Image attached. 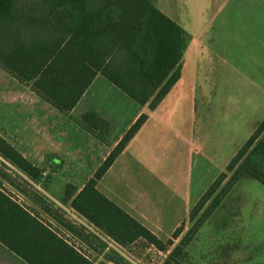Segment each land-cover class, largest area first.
<instances>
[{
	"label": "rangeland",
	"instance_id": "rangeland-1",
	"mask_svg": "<svg viewBox=\"0 0 264 264\" xmlns=\"http://www.w3.org/2000/svg\"><path fill=\"white\" fill-rule=\"evenodd\" d=\"M151 1L164 13L184 22L188 21V10L206 8L212 17L209 38L196 52L184 50L179 79L154 109L147 104L138 107L102 79L92 84L78 109L100 111L104 124L99 133L110 142L123 135L137 110L147 116L154 114L136 140L137 152L125 159V176H121L123 168L118 169V176L109 177L98 188L125 208V204L141 208L146 200L157 202L166 214L157 232L161 240L170 237L173 221L180 219L183 231L165 251L140 243L122 247L71 209L69 201L64 200L65 188L70 185L79 189L89 177L90 162L75 155L68 140L56 137L61 116L0 70V134L29 153L35 164L40 163L44 148L67 154L59 173L46 171L36 180L26 178L0 157V169L10 177V181L0 178L1 187L83 249L93 264H114V260L122 264H161L193 224L188 212L197 202L200 190L196 183H207L204 168L208 164L207 170L219 169L224 162L218 150L213 152L216 164L200 159L204 148L211 149L205 125L213 119L212 141L221 150L226 144L216 142L219 137H215V129L220 121L225 125L227 113L245 116L254 102L264 106V0ZM196 22L204 23L202 18H196ZM65 129L73 131V127ZM176 133L194 134L190 141L195 152L192 166L188 163L186 143L178 141ZM235 142L227 141L225 156ZM140 152L144 153L141 157ZM176 186L191 188L188 206L183 196L176 193ZM204 211L205 207L198 216ZM184 252V264H264V185L247 177L236 181L220 195Z\"/></svg>",
	"mask_w": 264,
	"mask_h": 264
},
{
	"label": "trees",
	"instance_id": "trees-1",
	"mask_svg": "<svg viewBox=\"0 0 264 264\" xmlns=\"http://www.w3.org/2000/svg\"><path fill=\"white\" fill-rule=\"evenodd\" d=\"M187 41L185 30L151 0H0V69L63 114L75 107L98 74L135 104L154 109L180 77ZM146 118L141 113L132 122L79 190L67 185L64 200L120 246L140 243L165 251L182 233L184 223L161 240L97 189V182ZM80 123L106 143L99 133L104 120L96 112L82 114ZM0 157L30 180L45 171L1 135ZM44 164L58 172L62 159L47 153ZM228 173L231 175L223 184ZM243 177L264 185V117L191 207L192 226L161 264H184V249L207 213L217 205L220 195ZM0 178L10 181L2 169ZM0 244L27 264H93L81 248L1 187V181Z\"/></svg>",
	"mask_w": 264,
	"mask_h": 264
},
{
	"label": "crops",
	"instance_id": "crops-1",
	"mask_svg": "<svg viewBox=\"0 0 264 264\" xmlns=\"http://www.w3.org/2000/svg\"><path fill=\"white\" fill-rule=\"evenodd\" d=\"M161 11L164 13L163 10H161ZM164 14L167 15L168 17H170L171 19L175 20L187 33L188 41H187L185 49H191V51L196 52V50L201 48L203 43H205L206 39L209 38V35H210L209 23H210L212 17L206 8H200L197 10L196 9L188 10V12H187L188 21H186V22L175 19L173 17V15H171L167 12ZM196 18H198V19L202 18V22H204L203 25L197 24ZM208 18H209V21H208ZM181 62H182V59H181ZM1 71H3V70H1ZM3 72L5 73V75L11 77L13 80L18 82L15 78H13L9 74H7L5 71H3ZM99 79H102V80L110 83L102 75L98 74L97 76H95V78L92 81V83L90 84V86L84 92V94L82 95L80 100L77 102L75 107L68 114L60 113L55 108H53L51 105H49L48 103H46L45 101L41 100L38 97L41 101L48 104L52 109L55 110V112H57L61 116L60 120L62 123L59 126H58V124H56V128H57L56 137H58L59 139H63L64 141L68 140L70 142L69 144H71V146L74 148L75 155H78L79 158L81 157L84 160H86L87 162H90L91 170H90L89 177L91 176L93 171L97 168V166L101 163V161L105 158V156L109 153L111 148L120 139V138H118V139L113 140L111 142L106 139V143H104L101 140L97 139L92 134H90L87 130H85L83 125L80 123V118H81L82 114H84L87 111H94L102 119L104 118L103 115L100 114V111L98 109L89 110L87 107H81L78 109L79 104L82 101L83 97L86 95L88 89H90L92 84L96 80H99ZM18 83L21 84L20 82H18ZM110 84H112V83H110ZM21 85H23V84H21ZM23 86L28 88L31 91V89L28 86H25V85H23ZM31 92L36 96V94L33 91H31ZM121 93H123V92H121ZM123 95H125V94L123 93ZM137 106L139 107V105H137ZM248 109H249V112H247V114L245 116H243L242 114H241V116H238L236 114H233V116H230V115H232V113H227V114H229V117H228V120L225 121V125H224V121H222V122L220 121V123L217 124V127L215 129V132L217 134L215 137L216 138L219 137V138L216 140V142H218L220 144L222 141V145L226 144L221 150H220V148L218 149V147H217L218 144H216L214 142V140L212 141V137H213L212 136V128H213L212 122H213V119H210L209 122L207 123V125H205V129H206L205 136L207 138L208 137L210 138L211 149H210V151H207L206 148H204L203 154L201 156H199V157H202L200 159L203 160L205 163L207 161H209V162H213V164H216V163H214L215 161H213V160H215V158H217V157L214 156L213 152L215 150H218V151H221V152H219V154L224 156V162L221 165V167H219V169L214 167L215 169L211 168V170H207V169H209V167H208V164L206 163L207 166H206V168H204V171L205 172L207 171V178L208 179H207V183H204V185H202V186L200 184H198V182L196 183V186H195L196 189L198 187L197 190H200L197 193V200L204 193V191L207 189L209 184H211V182L217 177V175L223 171V169L225 168L226 164L229 162L231 157L235 154V152L241 147V145L249 137V135L252 133V131L256 127L257 123L264 117V106L263 107L260 106L259 102H254L253 104H251V106ZM140 111H142V110H140ZM140 111L137 110V114L133 117V119H131L129 124H132V122L140 114ZM227 114H226V116H227ZM152 115H154V114L151 113L147 116L146 120L143 122V124L140 126V128L137 130V132L133 135V137L130 139V141L126 144L123 151L119 154V156L116 158V160L113 162V164L109 167V169L105 172V174L97 182V189L101 193H103L106 197H108L110 200L115 202L118 206H120L123 210H125L128 214H130L132 217H134L140 223L145 225L149 230H151L158 237L157 232H158V230H161L159 228V226L165 222L164 219L166 217V214H165V212H161V209H163V208L160 207V205L157 202L146 200V202H144L145 205L141 206V208H137L136 206H135V208H133L130 204H125V206H128L127 207L128 209H127L124 206L120 205L117 201H115V199H113V197H111L107 192L101 191L98 188L100 183L107 181V179L109 177L118 176L125 169V167H124L125 159L127 158V156L129 154H133V153L137 152V146L135 144L136 140H137L138 136L147 127L148 122L150 121ZM129 124H128V126H129ZM65 127H73V131H67V129H65ZM222 130H224V131H222ZM220 132H222V134H220ZM1 136L7 142H9L13 147H15L28 161H30L32 164H35V163H33V161H32L33 159H31L29 153H27L25 150H22L21 147L20 148L17 147V145L15 143H13L11 140L7 139L3 135H1ZM174 137L178 141L181 140L184 144L186 143V150H187L186 152L188 155V163L190 166H192V163L194 161L193 156L195 155L194 154L195 152H193L194 149H192V146L190 145V141L194 140V138H195L194 134L191 133L187 136H186V134H184L181 136L180 133H176V136H174ZM231 139L233 141H236V142H235L234 146L231 147L232 150L229 151L227 153V155L225 156V154L227 152V148H226L227 141L229 142V140H231ZM179 143L180 142H177V144H179ZM32 151H33V153H36V152H34V150H32ZM209 152H210L211 156H209ZM47 153H54L62 159V166L58 172H52V171L48 170L47 167H45L44 157ZM143 154L144 153L140 152V153H138V156L141 157ZM63 156H65V157H63ZM196 156H197V154H196ZM65 158H67V154L65 152H59L58 153L56 150H52L51 147L47 148V149L44 148V150L41 151V154H40V160H41L40 163L35 164V165L40 166V167L43 166L45 168V171H43V173H45L46 171L51 172V173H59L63 168ZM203 161H201V162H203ZM204 165L205 164H203V166ZM121 168H123V169L118 174L117 170L121 169ZM126 171H127V169L125 170V172ZM121 176H125L124 171H123ZM83 184L79 187V189L83 186ZM176 193L180 196H183L184 202H185L186 206H188V204L191 202V188L188 187L186 189L185 187L182 188L180 186H176ZM188 214H189V212H188ZM175 220L176 221H173L174 223L171 225V229L169 231L171 233L174 231V229L178 225L181 224L180 219H178V220L175 219ZM0 246L2 247V249H0V264H27L21 258H19L16 254H14L12 251L3 247L1 244H0Z\"/></svg>",
	"mask_w": 264,
	"mask_h": 264
},
{
	"label": "built area",
	"instance_id": "built-area-1",
	"mask_svg": "<svg viewBox=\"0 0 264 264\" xmlns=\"http://www.w3.org/2000/svg\"><path fill=\"white\" fill-rule=\"evenodd\" d=\"M16 199H17V198H16ZM17 200H18V199H17ZM18 201H19V200H18ZM19 202H20V201H19ZM67 241L70 243L69 240H67ZM75 247H76L77 249H80V248H78L76 245H75ZM154 249H155V248H154ZM82 252L85 254L86 257H88V256H87V253H85V251H84L83 249H82Z\"/></svg>",
	"mask_w": 264,
	"mask_h": 264
}]
</instances>
